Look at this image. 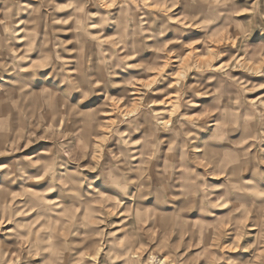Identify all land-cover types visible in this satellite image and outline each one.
<instances>
[{
	"label": "clouds",
	"instance_id": "9594fccd",
	"mask_svg": "<svg viewBox=\"0 0 264 264\" xmlns=\"http://www.w3.org/2000/svg\"><path fill=\"white\" fill-rule=\"evenodd\" d=\"M252 77L264 0H0V264H264Z\"/></svg>",
	"mask_w": 264,
	"mask_h": 264
},
{
	"label": "rangeland",
	"instance_id": "374dc122",
	"mask_svg": "<svg viewBox=\"0 0 264 264\" xmlns=\"http://www.w3.org/2000/svg\"><path fill=\"white\" fill-rule=\"evenodd\" d=\"M58 15H67V12H63V13H58ZM175 26V25H174ZM185 31H188V32H191V33H193L194 34V36H197V37H199L200 35H202L200 32H199V30H197V29H185ZM196 47H200V45H196ZM187 51V50H186ZM187 62V57H185V61L184 62H182L179 66L180 67H182L183 66V63H186ZM169 70H171V69H169ZM191 75V74H190ZM252 79H264V78H259V77H252ZM169 91H172V89H170ZM161 99H163V97H161ZM161 107H163V105H161ZM222 211H226V210H222ZM25 219H30V217H28V218H25ZM120 219H122V217H113V220L114 221H116L117 223L119 222V220ZM7 228H11L12 226L11 225H7L6 226ZM0 238H2V237H0ZM181 251H184V249L183 248H181ZM195 251H197V250H192L191 252H189V255H192ZM32 264H36V262L34 261V262H32ZM89 264H91V262H89ZM201 264H202V262H201Z\"/></svg>",
	"mask_w": 264,
	"mask_h": 264
}]
</instances>
